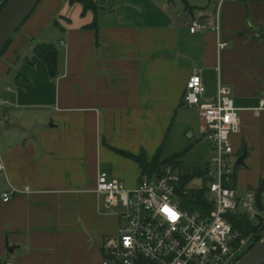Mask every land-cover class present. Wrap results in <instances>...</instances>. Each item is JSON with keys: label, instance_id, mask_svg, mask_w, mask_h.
<instances>
[{"label": "crops", "instance_id": "obj_1", "mask_svg": "<svg viewBox=\"0 0 264 264\" xmlns=\"http://www.w3.org/2000/svg\"><path fill=\"white\" fill-rule=\"evenodd\" d=\"M94 2L42 0L0 57V264H103L122 207L96 192L101 171L134 189L183 154L182 177L206 173L201 115L183 103L194 72L205 100L233 92L237 188L264 187V0ZM39 45L58 51L56 77Z\"/></svg>", "mask_w": 264, "mask_h": 264}, {"label": "built area", "instance_id": "obj_2", "mask_svg": "<svg viewBox=\"0 0 264 264\" xmlns=\"http://www.w3.org/2000/svg\"><path fill=\"white\" fill-rule=\"evenodd\" d=\"M202 28L195 20L190 30L196 33ZM225 46L218 43L219 50ZM206 92L201 74L194 72L183 103L199 111L211 149L202 187L210 197H206L208 211L193 210L187 201L191 189L182 185L183 177L173 166L155 180L143 179L134 189L101 171L96 192L105 196L108 205L122 207L118 233L102 246L103 264H236L257 241L256 233L243 236L230 221V216L241 213L264 229V187L241 193L236 185L233 137L241 132L239 109L229 87L219 84L216 97L210 100H205ZM3 169L0 162V172ZM16 192L4 194L3 201H10Z\"/></svg>", "mask_w": 264, "mask_h": 264}, {"label": "trees", "instance_id": "obj_3", "mask_svg": "<svg viewBox=\"0 0 264 264\" xmlns=\"http://www.w3.org/2000/svg\"><path fill=\"white\" fill-rule=\"evenodd\" d=\"M10 0H6L1 6L0 11L6 6ZM71 4L80 3L85 7V10H91L96 8L94 0H68ZM186 1V0H185ZM11 42V41H10ZM9 42V44H10ZM7 45V47L9 46ZM5 48V50L7 49ZM4 50V52H5ZM3 52V53H4ZM37 56L43 60L48 67L49 73L52 77L57 76V62H58V51L52 45H39L36 47ZM183 154L174 155L172 158L165 160L164 162L155 161L154 169L160 174L167 166H173L174 168L178 167L177 161L180 160ZM196 176H206V173L201 171H195L191 177H183L182 185L187 186L189 181ZM206 189H191L190 196L187 198V201L192 205L193 210L201 211L206 213L208 211V205L206 203ZM230 221L233 223L234 228L242 232L243 236H248L251 233L258 231L260 225L253 224L244 214L235 213L230 216ZM262 238H257V241L252 245L250 250L260 241ZM249 250V251H250Z\"/></svg>", "mask_w": 264, "mask_h": 264}, {"label": "water", "instance_id": "obj_4", "mask_svg": "<svg viewBox=\"0 0 264 264\" xmlns=\"http://www.w3.org/2000/svg\"><path fill=\"white\" fill-rule=\"evenodd\" d=\"M42 0H10L0 11V57L16 32L23 26ZM242 156L238 166L244 164ZM236 264H264V236Z\"/></svg>", "mask_w": 264, "mask_h": 264}, {"label": "rangeland", "instance_id": "obj_5", "mask_svg": "<svg viewBox=\"0 0 264 264\" xmlns=\"http://www.w3.org/2000/svg\"><path fill=\"white\" fill-rule=\"evenodd\" d=\"M181 1V0H180ZM194 1V0H193ZM181 5H182V2H181ZM183 6V5H182ZM239 168V167H238ZM192 186H194V187H196V188H198V187H200L201 186V182L199 181V180H194L193 182H192ZM244 193V192H243ZM208 199L210 198L209 197V195L208 196H206ZM114 210H116V211H120L121 210V208H118V209H113V211ZM256 234H257V238H259V237H263L264 236V229H258V231L257 232H255Z\"/></svg>", "mask_w": 264, "mask_h": 264}, {"label": "snow or ice", "instance_id": "obj_6", "mask_svg": "<svg viewBox=\"0 0 264 264\" xmlns=\"http://www.w3.org/2000/svg\"><path fill=\"white\" fill-rule=\"evenodd\" d=\"M171 215L175 216V213H171Z\"/></svg>", "mask_w": 264, "mask_h": 264}]
</instances>
